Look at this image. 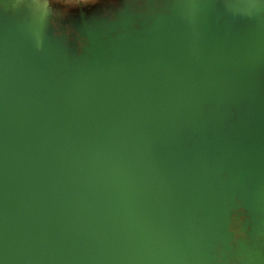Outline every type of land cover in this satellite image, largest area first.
Wrapping results in <instances>:
<instances>
[{"label": "water", "instance_id": "water-1", "mask_svg": "<svg viewBox=\"0 0 264 264\" xmlns=\"http://www.w3.org/2000/svg\"><path fill=\"white\" fill-rule=\"evenodd\" d=\"M253 4L168 0L76 35L0 10V264H237L264 216Z\"/></svg>", "mask_w": 264, "mask_h": 264}, {"label": "rangeland", "instance_id": "rangeland-1", "mask_svg": "<svg viewBox=\"0 0 264 264\" xmlns=\"http://www.w3.org/2000/svg\"><path fill=\"white\" fill-rule=\"evenodd\" d=\"M168 0H0V10L9 8L24 10L28 16L50 26L62 28L60 33L72 34L89 28L104 29L117 17L137 19L154 11L158 4ZM173 1V0H172ZM240 1V0H236ZM261 5L264 0H242ZM253 6L255 7V5ZM125 13V14H124ZM24 16V15H23ZM118 20V19H117ZM127 20V21H129ZM130 21V22H131ZM59 33V34H60ZM262 191V190H261ZM256 206L264 210V190L257 195ZM243 239L242 253L235 258L237 264H264V216L255 217L245 231L238 234ZM255 243V244H254ZM254 244V245H252Z\"/></svg>", "mask_w": 264, "mask_h": 264}, {"label": "bare ground", "instance_id": "bare-ground-1", "mask_svg": "<svg viewBox=\"0 0 264 264\" xmlns=\"http://www.w3.org/2000/svg\"><path fill=\"white\" fill-rule=\"evenodd\" d=\"M250 1V0H249ZM256 136V133H252V130L247 129H239L237 133V139L238 140H251L254 139Z\"/></svg>", "mask_w": 264, "mask_h": 264}]
</instances>
